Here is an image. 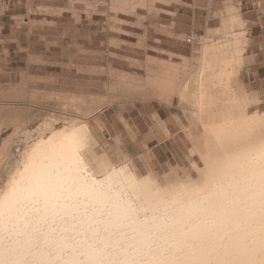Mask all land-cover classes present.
Segmentation results:
<instances>
[{
  "label": "bare ground",
  "instance_id": "obj_1",
  "mask_svg": "<svg viewBox=\"0 0 264 264\" xmlns=\"http://www.w3.org/2000/svg\"><path fill=\"white\" fill-rule=\"evenodd\" d=\"M230 14L224 39L200 40L187 78L121 79L130 96L179 98L202 130L193 139L200 180L171 171L165 188L136 172L120 141L101 152L88 122L100 108L45 122L0 189V264H264V110L241 85L247 24Z\"/></svg>",
  "mask_w": 264,
  "mask_h": 264
},
{
  "label": "rangeland",
  "instance_id": "obj_2",
  "mask_svg": "<svg viewBox=\"0 0 264 264\" xmlns=\"http://www.w3.org/2000/svg\"><path fill=\"white\" fill-rule=\"evenodd\" d=\"M129 1L0 0V18L5 13L16 15L14 27L0 28V189L38 127L83 118L96 107L101 111L90 114L88 122L102 143L101 152L120 141L132 155L136 172L165 188L171 171L183 183L200 180L196 165L201 161L193 151V139L202 130L179 98L174 96L168 104L130 96L121 84L123 79L145 85L154 78L184 79L198 67L201 36L187 31L176 35L180 26L170 22L181 20L167 12L191 11L193 4ZM2 20L10 23L8 17ZM220 35L212 37L221 39ZM188 37L194 44L186 43ZM245 37L252 47L251 35ZM252 62L241 70V85L261 97L259 108L264 110V65ZM70 102L76 107L71 108ZM155 115L166 123L167 132L154 122ZM127 121H132L133 131H128Z\"/></svg>",
  "mask_w": 264,
  "mask_h": 264
},
{
  "label": "crops",
  "instance_id": "obj_3",
  "mask_svg": "<svg viewBox=\"0 0 264 264\" xmlns=\"http://www.w3.org/2000/svg\"><path fill=\"white\" fill-rule=\"evenodd\" d=\"M184 1H190L194 8L191 11L176 8L167 10L168 13L173 14V18L181 20L179 22L178 20H172L170 22L171 25L180 26L179 31L174 30L176 35L184 34L187 31L190 34L196 35L197 38L200 36L203 38L210 34L219 36V32L221 33L223 30L224 19L228 18L231 15L230 11L234 9L236 10L237 16H240L247 24V34L249 33L251 35L250 41L252 47H247L250 49L248 55L251 60L247 65L252 61V64L264 65V0ZM2 17H8L10 23L6 24L5 20H2ZM2 17L0 18V28L10 30L15 26L16 22L13 19L16 15L14 13H5ZM163 42H167V39ZM170 48L173 47L170 46ZM10 55L12 56V52H10ZM1 59L4 58L1 57ZM5 61H9V58H5Z\"/></svg>",
  "mask_w": 264,
  "mask_h": 264
},
{
  "label": "built area",
  "instance_id": "obj_4",
  "mask_svg": "<svg viewBox=\"0 0 264 264\" xmlns=\"http://www.w3.org/2000/svg\"><path fill=\"white\" fill-rule=\"evenodd\" d=\"M191 40H192L191 38L187 39V40H186V43H187V44H192L193 41H191Z\"/></svg>",
  "mask_w": 264,
  "mask_h": 264
}]
</instances>
